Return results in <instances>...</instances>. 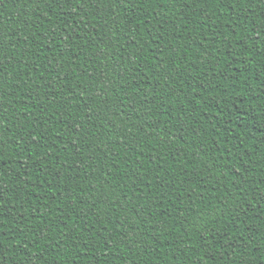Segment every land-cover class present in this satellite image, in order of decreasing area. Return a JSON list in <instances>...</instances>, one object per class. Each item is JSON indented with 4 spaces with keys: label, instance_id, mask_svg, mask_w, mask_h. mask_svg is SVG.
Instances as JSON below:
<instances>
[{
    "label": "trees",
    "instance_id": "1",
    "mask_svg": "<svg viewBox=\"0 0 264 264\" xmlns=\"http://www.w3.org/2000/svg\"><path fill=\"white\" fill-rule=\"evenodd\" d=\"M0 264H264V0H0Z\"/></svg>",
    "mask_w": 264,
    "mask_h": 264
}]
</instances>
